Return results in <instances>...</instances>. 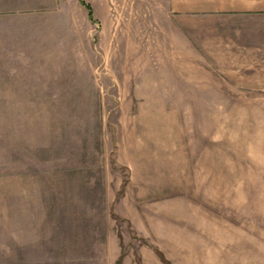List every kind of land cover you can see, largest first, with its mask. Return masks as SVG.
Returning a JSON list of instances; mask_svg holds the SVG:
<instances>
[{"label": "rangeland", "instance_id": "1", "mask_svg": "<svg viewBox=\"0 0 264 264\" xmlns=\"http://www.w3.org/2000/svg\"><path fill=\"white\" fill-rule=\"evenodd\" d=\"M120 2L0 64V264H264V69L151 62Z\"/></svg>", "mask_w": 264, "mask_h": 264}, {"label": "crops", "instance_id": "2", "mask_svg": "<svg viewBox=\"0 0 264 264\" xmlns=\"http://www.w3.org/2000/svg\"><path fill=\"white\" fill-rule=\"evenodd\" d=\"M75 1L89 3L106 31L116 0ZM119 1L142 17L135 46L144 47L140 55L156 57L151 62L200 64L194 69L210 74L264 69V0ZM40 54L42 0H0V64L31 62ZM9 71L8 65L0 69V79Z\"/></svg>", "mask_w": 264, "mask_h": 264}]
</instances>
